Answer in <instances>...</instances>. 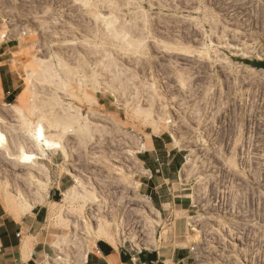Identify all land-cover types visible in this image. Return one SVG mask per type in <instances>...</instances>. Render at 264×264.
<instances>
[{
    "label": "rangeland",
    "instance_id": "obj_1",
    "mask_svg": "<svg viewBox=\"0 0 264 264\" xmlns=\"http://www.w3.org/2000/svg\"><path fill=\"white\" fill-rule=\"evenodd\" d=\"M116 15L144 49L108 32ZM6 39L20 81L0 108V210L22 246L44 243L39 262L85 264L114 241L151 264L170 241L177 264H264V0H0ZM167 150L188 198L171 220L144 175Z\"/></svg>",
    "mask_w": 264,
    "mask_h": 264
},
{
    "label": "crops",
    "instance_id": "obj_2",
    "mask_svg": "<svg viewBox=\"0 0 264 264\" xmlns=\"http://www.w3.org/2000/svg\"><path fill=\"white\" fill-rule=\"evenodd\" d=\"M10 40H5V42L0 44V108L5 106H10L14 101V96L16 90L19 88L20 78L11 69L13 49L15 46L9 45ZM165 148L168 147L166 144ZM169 151V152H168ZM168 156L170 157L171 150H167ZM157 150L154 145V141L144 150L143 156L146 159H151ZM156 161V159H153ZM144 161V162H145ZM143 162V164H145ZM174 155L168 160L167 164L162 161L157 162L153 165L154 173L161 172V175H153L150 169L144 171V175L148 180H151L152 189L148 192L149 195H154L159 201L158 205L162 209H168L167 215H169V220L173 211L178 209L183 210L188 203V198L184 201L176 203V199L179 196H174V186L172 185L174 181L168 175H163V168L166 166L170 170L174 168ZM176 168V164H175ZM158 169V170H157ZM165 171H167L165 169ZM170 174L172 171L169 172ZM171 197V198H166ZM185 203L186 205H184ZM168 207V208H165ZM170 210V212H169ZM7 218L4 216L2 210H0V264H44L43 259L46 260V246L42 242L32 241L31 249L28 246H22L21 237L25 228L15 221H5ZM30 231V229H27ZM31 236V235H30ZM174 242L169 244H156L155 248L149 252L148 255H153L149 259L151 264H165V261L171 262L172 264H177L184 259H180L182 255L176 252L175 247H173ZM154 253V254H153ZM146 254H143L145 257ZM130 254L124 252L123 250L114 248L110 243L105 241H98L95 243L93 248L85 255V264H130ZM42 259L40 262L39 260ZM39 262V263H38ZM47 264V263H46Z\"/></svg>",
    "mask_w": 264,
    "mask_h": 264
},
{
    "label": "bare ground",
    "instance_id": "obj_3",
    "mask_svg": "<svg viewBox=\"0 0 264 264\" xmlns=\"http://www.w3.org/2000/svg\"><path fill=\"white\" fill-rule=\"evenodd\" d=\"M117 9H118V7L116 8V10ZM115 12H117V11H115ZM130 21H132V20H130ZM103 22H104L105 27L108 30V32L112 33L113 34L112 36H114L115 39L117 38L116 40L121 41V43H122L121 45L123 47H127V48L129 47L131 52H133V51L138 52V50H142L146 46L145 41L147 39L144 35L145 28L137 25V23H130V22H129V24L124 23L123 19L118 20L117 15L115 17H112L111 19H104ZM206 48H207V46H206ZM164 49L167 50V52H168L167 54L179 55V56H184V57H191V54H190L191 52L189 53L187 50H181V49H177L174 47L171 48V47H166V46L164 47ZM207 54H208V52H207ZM207 54H206V58L209 57ZM109 63H110V61H109ZM260 66H261L260 64H256V68H259ZM63 128H64L65 132H72L71 129L69 127H67V125H64ZM67 238H68V235L64 234L61 237H58L55 244L61 243L62 241L67 240ZM110 244L114 247L115 242L111 241Z\"/></svg>",
    "mask_w": 264,
    "mask_h": 264
},
{
    "label": "built area",
    "instance_id": "obj_4",
    "mask_svg": "<svg viewBox=\"0 0 264 264\" xmlns=\"http://www.w3.org/2000/svg\"><path fill=\"white\" fill-rule=\"evenodd\" d=\"M193 252H194V248H190L189 253H193Z\"/></svg>",
    "mask_w": 264,
    "mask_h": 264
}]
</instances>
